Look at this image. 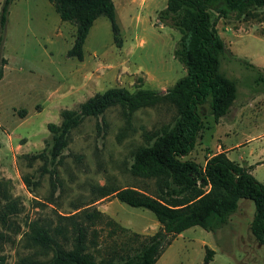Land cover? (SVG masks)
<instances>
[{
  "label": "rangeland",
  "instance_id": "obj_1",
  "mask_svg": "<svg viewBox=\"0 0 264 264\" xmlns=\"http://www.w3.org/2000/svg\"><path fill=\"white\" fill-rule=\"evenodd\" d=\"M112 1L121 46L112 41L109 20L100 16L83 42L81 62L67 56L75 27L62 21L48 0H13L9 6L3 48L7 63L0 79V215L5 212V219L0 218V264H17L34 252L24 234L31 221L55 223L58 214L70 215L88 205L124 226L118 239L129 231L153 233L159 227L151 210L132 207L114 195L100 198L98 186L111 190L132 185L154 193V180L135 177L129 168L135 150L144 144L143 131L172 122L175 111L168 103L139 109L129 120L118 106L102 116H86L71 130L59 156L34 157L48 153L47 124L60 123L61 109H77L90 95L115 85L160 90L183 76L185 69L173 56L180 33L157 17L166 0ZM250 10L255 15L220 18L217 29L227 48L246 53L264 67V21L260 10ZM226 52L219 67L236 83L237 98L219 125L209 102L199 106L203 127L186 157L201 166L222 142L247 140L229 151L232 160L264 159V85L255 82L250 68L231 59L230 50ZM258 108L262 109L257 112ZM252 171L264 181V163ZM9 203L16 206L14 212L4 211ZM237 204L214 230L193 225L178 233L154 264H264L263 246L250 231L253 200L243 198ZM205 246L215 249L208 263L203 260Z\"/></svg>",
  "mask_w": 264,
  "mask_h": 264
},
{
  "label": "trees",
  "instance_id": "obj_2",
  "mask_svg": "<svg viewBox=\"0 0 264 264\" xmlns=\"http://www.w3.org/2000/svg\"><path fill=\"white\" fill-rule=\"evenodd\" d=\"M12 1L3 0L0 7V79L7 63L3 48ZM48 1L62 21L75 27L73 45L67 51L70 58L83 60V42L100 16L109 20L112 41L121 46L112 0ZM251 8L260 10L264 21V0H166L157 17L180 33L173 56L184 67L183 76L164 91L147 87L131 90L118 85L97 91L81 101L77 109H61L60 123L47 124L48 153L34 157L56 158L67 145L71 130L86 116H102L113 106L120 107L126 120L146 106L166 102L173 107L171 123L143 131L144 144L135 150L129 168L135 177L153 179L154 193L132 185L111 190L98 186L100 198L114 195L132 207L151 210L159 222L157 230L145 234L129 231L118 239L124 226L96 206L88 205L70 215L58 214L55 223L31 221L24 234L34 252L20 257L17 264H154L177 233L193 225L207 231L220 227L243 198L253 200L250 231L264 249V181L258 180L249 166L231 160L224 150L212 153L204 166L186 157L203 127L199 106L209 102L218 120L237 98L236 83L219 67V60L227 52L217 22L231 13L253 16ZM239 62L255 72V82L264 85L263 71L250 62ZM19 113L24 117L26 110ZM24 181L28 183L26 176ZM15 210L13 203L5 205L4 211ZM4 215L5 212L0 215L2 220ZM103 229H107L104 234ZM213 254L214 249L205 246L204 262L208 263Z\"/></svg>",
  "mask_w": 264,
  "mask_h": 264
},
{
  "label": "crops",
  "instance_id": "obj_3",
  "mask_svg": "<svg viewBox=\"0 0 264 264\" xmlns=\"http://www.w3.org/2000/svg\"><path fill=\"white\" fill-rule=\"evenodd\" d=\"M263 25H264V22H263ZM240 31V30H239ZM239 33H241V32H239ZM262 34V36H264V33H261ZM228 49V50H227ZM229 50H230V53H229ZM226 51H228V53H229V56L231 57V59H238V60H240V61H247V62H250V63H252V64H254L255 66H257L261 71H263L264 72V67L263 66H260V65H258V64H255V62H253L252 61V58L249 56V55H247L246 53H242V54H238V53H235L233 50H231V49H229V48H227L226 47ZM250 59L249 61L248 60H245V59ZM252 61V62H251ZM256 96H259V95H256ZM250 97H251V95H250ZM252 97L253 98H255V95H252ZM231 107V106H230ZM232 108V107H231ZM231 108L229 109V111L231 110ZM262 108H258L257 109V112H259L260 110H261ZM228 111V112H229ZM227 112V113H228ZM226 113V114H227ZM226 114H224L223 116H221V117H219V121L218 122H215L216 124H222L221 122V120L224 118V116L226 115ZM235 118V116L232 118H230V119H234ZM219 138V137H218ZM222 141V140H221ZM247 142V140H244V141H242V142H235V143H232V144H224L223 142H222V147H221V143H219L218 144V150L217 151H221V150H224L225 152H226V154L229 156V158H230V153H229V151H231V150H234V149H237V148H240L241 146H242V144H244V143H246ZM217 151H215V152H217ZM253 152V150H250V153H252ZM212 153H214V152H212ZM212 153H210L208 156H207V158L208 157H210V155L212 154ZM206 158V159H207ZM240 159L242 160L241 162L239 161H236V162H238L239 164H241V165H246V166H249L250 168V170L249 171H251L252 173H254L252 170L254 169V167L256 166V165H258V164H261L262 162H259L258 163V161H260V160H264V159H262V158H259V159H257V160H254V161H252V162H249V160H247V159H243L242 158V156L240 157ZM232 160V159H231ZM206 161V160H205ZM235 161V160H234ZM242 162H243V164H242ZM180 233H182V232H180ZM178 234V233H177ZM212 248V247H211ZM213 249V248H212ZM214 251H215V249H214ZM247 252V251H246Z\"/></svg>",
  "mask_w": 264,
  "mask_h": 264
},
{
  "label": "water",
  "instance_id": "obj_4",
  "mask_svg": "<svg viewBox=\"0 0 264 264\" xmlns=\"http://www.w3.org/2000/svg\"><path fill=\"white\" fill-rule=\"evenodd\" d=\"M162 91H164V89H161Z\"/></svg>",
  "mask_w": 264,
  "mask_h": 264
}]
</instances>
